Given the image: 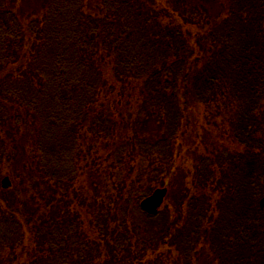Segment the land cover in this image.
Returning a JSON list of instances; mask_svg holds the SVG:
<instances>
[{
    "label": "trees",
    "instance_id": "1",
    "mask_svg": "<svg viewBox=\"0 0 264 264\" xmlns=\"http://www.w3.org/2000/svg\"><path fill=\"white\" fill-rule=\"evenodd\" d=\"M263 198L264 0H0V264H264Z\"/></svg>",
    "mask_w": 264,
    "mask_h": 264
},
{
    "label": "rangeland",
    "instance_id": "2",
    "mask_svg": "<svg viewBox=\"0 0 264 264\" xmlns=\"http://www.w3.org/2000/svg\"><path fill=\"white\" fill-rule=\"evenodd\" d=\"M219 121L220 120L217 119L216 123L219 124ZM218 130H219V127L217 128L216 126L213 127V128L208 127L205 130L208 133V135L207 134L206 135H202L201 141L203 142L205 140L206 147H207L209 142H211V144L214 143V145H216L218 148H220L224 144L222 139L225 138V137L224 136L223 137L222 136H218ZM211 132H214V134H210ZM201 150L204 151L202 146H201ZM188 161H189V159H187V157L182 159V161L180 163V165H181L180 167H181V169L183 171L187 170V169H189L191 167L190 165H192V162H190V161L188 162ZM147 163H148V160L142 161L141 165L138 163L139 171H137L136 175H139L140 173L142 174V168H144ZM134 176H135V174H134ZM117 178L120 181V173H118ZM146 179L149 180L148 178H146ZM3 181H4V178L2 179L1 182H3ZM133 181H134V177H133ZM128 184H130V182ZM165 199H167V198H165ZM127 208H128L127 205H122V207L120 208L121 211L120 210L118 211L120 216H122L125 213V212L122 213V211H124V210L126 211ZM161 208H162V206L159 209L161 210ZM147 215L148 214L143 212V210L141 209V203H140V206H138V208H136L131 214L129 213L128 218H127L129 220V222H130L129 225L133 226L135 224V227H138L140 225V227L142 226V229H144L145 228L144 227L145 220L148 218V217H146ZM148 216H150V215H148ZM83 224L87 225L88 223L83 221ZM136 224L138 226H136ZM142 234H143V232L141 233V235ZM137 235H138V233H137Z\"/></svg>",
    "mask_w": 264,
    "mask_h": 264
},
{
    "label": "water",
    "instance_id": "3",
    "mask_svg": "<svg viewBox=\"0 0 264 264\" xmlns=\"http://www.w3.org/2000/svg\"><path fill=\"white\" fill-rule=\"evenodd\" d=\"M8 186H10V181L5 178L3 187L7 188ZM167 193L168 191L165 188L155 190L152 195L141 202V209L150 216L156 215L159 208L164 204ZM260 207L264 211V198L260 202Z\"/></svg>",
    "mask_w": 264,
    "mask_h": 264
}]
</instances>
